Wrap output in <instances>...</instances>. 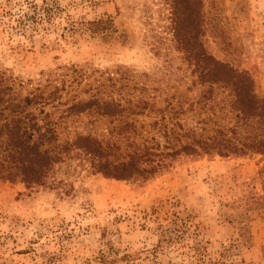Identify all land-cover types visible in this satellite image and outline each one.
Returning a JSON list of instances; mask_svg holds the SVG:
<instances>
[{"label":"rangeland","instance_id":"rangeland-1","mask_svg":"<svg viewBox=\"0 0 264 264\" xmlns=\"http://www.w3.org/2000/svg\"><path fill=\"white\" fill-rule=\"evenodd\" d=\"M204 54L264 95V0H0V70L22 94L60 87L45 105L55 117L94 95L231 124L228 86L200 75ZM109 120L63 124L105 133ZM0 264H264V153L182 155L122 179L73 150L43 184L0 177Z\"/></svg>","mask_w":264,"mask_h":264},{"label":"trees","instance_id":"trees-1","mask_svg":"<svg viewBox=\"0 0 264 264\" xmlns=\"http://www.w3.org/2000/svg\"><path fill=\"white\" fill-rule=\"evenodd\" d=\"M100 23L92 21V28L99 29ZM196 57L197 66L206 69L200 71L202 79L228 86L233 123L218 122L211 114L188 122L186 107L170 101L157 105L94 95L74 98L55 117L45 105L59 98L60 87L22 94L14 78L0 70V177L43 184L53 165L73 150L87 156L93 172L122 179L148 178L182 155L264 153V95L254 90L250 74L211 55ZM84 111L110 118L106 132L75 130L70 135L63 117Z\"/></svg>","mask_w":264,"mask_h":264}]
</instances>
